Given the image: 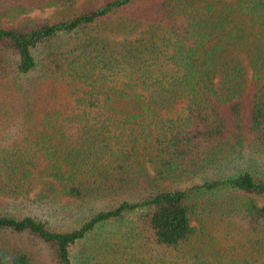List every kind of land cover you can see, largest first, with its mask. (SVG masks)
<instances>
[{
	"label": "trees",
	"instance_id": "1",
	"mask_svg": "<svg viewBox=\"0 0 264 264\" xmlns=\"http://www.w3.org/2000/svg\"><path fill=\"white\" fill-rule=\"evenodd\" d=\"M72 2L0 0V264H264V0Z\"/></svg>",
	"mask_w": 264,
	"mask_h": 264
},
{
	"label": "rangeland",
	"instance_id": "2",
	"mask_svg": "<svg viewBox=\"0 0 264 264\" xmlns=\"http://www.w3.org/2000/svg\"><path fill=\"white\" fill-rule=\"evenodd\" d=\"M104 1L105 0H74V2L68 5L55 6V7L42 9V10H34L33 12L29 14L28 20L32 22L56 21L64 16H70V15L75 14L82 6H85V5L98 6L104 3ZM95 34L99 36L98 33H95ZM107 37L109 39L113 38V36L111 35H108ZM47 53H48L47 50H41V53L38 54V59H39V62H41V64H40V67H38V69L33 73V75L38 77L37 78L38 82H41L39 85L40 96L45 97V99L48 100L50 99V97H53L56 93H60L61 88L58 84L56 85L55 79L54 80L51 79V76H53V73L51 69L48 67L49 66L48 62L46 60L42 61L43 58L46 57ZM44 63L47 64L48 66L44 65ZM41 75L43 76L42 80L40 79ZM54 89H56V92H53ZM150 172H151V169H150ZM186 177H187L186 174L179 172L177 175H174L168 178L167 181H165L164 185L168 187H172V188L182 187L186 183L191 182L192 178L187 179ZM194 181L197 182L198 179H194ZM73 210H74L73 213H75L77 209L74 208ZM209 214H210L209 215L210 218L206 220L207 226L209 229L208 232H210L213 235L221 236L222 233H224V229L225 230L226 228L227 230L231 229L230 224L227 221H224L222 217L220 216L218 217L216 213L214 212H209ZM1 236L3 235L0 234V237ZM4 237H9V236L4 235ZM228 239L231 241L230 244L235 243V240L232 243V240H233L232 237H229ZM14 241L17 244L19 243L24 246H27L29 251L34 252L36 254L37 262H43L45 261V259H47L46 251L44 250L42 246L31 244L24 239H21V240L14 239ZM234 249L236 248L234 247ZM239 250L240 249H237L236 252Z\"/></svg>",
	"mask_w": 264,
	"mask_h": 264
}]
</instances>
